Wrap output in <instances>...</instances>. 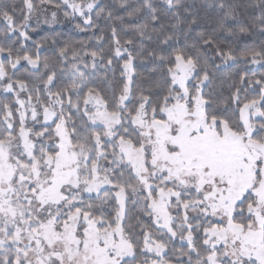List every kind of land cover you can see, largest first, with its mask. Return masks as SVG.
<instances>
[{
    "label": "snow or ice",
    "instance_id": "obj_1",
    "mask_svg": "<svg viewBox=\"0 0 264 264\" xmlns=\"http://www.w3.org/2000/svg\"><path fill=\"white\" fill-rule=\"evenodd\" d=\"M161 4L176 29L185 0ZM54 7L88 27L94 11L105 14L101 0ZM217 7L226 28L245 5ZM253 7L251 26L264 32V0ZM36 11L33 0H0V264H264V71L240 74L227 97L205 93L213 65L203 50L214 39L201 33L200 47L170 51L175 37L154 0L128 13L143 23L124 25L139 50L113 27L114 49L85 53L91 63L65 47L50 65L29 35ZM145 55L159 78L136 87L134 61ZM215 55L264 69V46L237 56L215 45ZM105 56L108 67L124 61L110 95L89 87ZM130 203L155 231L129 223Z\"/></svg>",
    "mask_w": 264,
    "mask_h": 264
},
{
    "label": "trees",
    "instance_id": "obj_2",
    "mask_svg": "<svg viewBox=\"0 0 264 264\" xmlns=\"http://www.w3.org/2000/svg\"><path fill=\"white\" fill-rule=\"evenodd\" d=\"M77 3L80 0H76ZM143 0H101V3L105 5V14L100 18L95 17V11L93 12V20L96 27H88L83 24L82 18H75L71 24L61 26L57 28L38 27L34 24L29 25V35L32 37V41L40 43L43 47L39 51L41 61L47 59L50 65L59 66V53L62 48L68 47L74 49L80 53L81 56L91 63V58L85 56V53L91 51H99L101 48L107 52L109 49H114L115 44L111 35L113 27L117 29L118 37L123 43L125 40L134 39V48L139 50V40L134 36L130 30H125L124 25H136L143 23L142 19H135L128 16V13L138 7ZM157 6H161V10L164 12V23L168 27L169 33L174 35V39L171 41L172 48L170 51L182 48L186 51H191L192 45L200 47L203 41L200 39V34L203 33L205 38L212 36L215 41V45H218L224 52L232 51L233 54L240 56L243 52L255 48L260 50L264 46V32L257 27L251 26V18L259 15V9L253 7L259 0H230V2H239L245 5V7L239 10L237 20H229L226 28L220 26L223 13L217 7L221 2L226 0H185V5L188 7V12L184 9H180L181 21L176 29H172L170 26L177 24L176 17L173 15L175 10H169L166 6H162L161 0H154ZM33 3L38 6V10L44 5L57 9L54 7L56 3H62V0H33ZM18 6H22V0H17ZM126 5L127 7H121ZM113 13V18L107 17V12ZM115 17H123L124 24L122 25L120 20ZM195 20V24L191 22ZM77 25H80L78 28ZM191 25V27H190ZM247 27L249 30L245 33L239 31L240 27ZM103 37V41H98V37ZM32 41L27 42L28 50L33 54L36 52L35 46ZM2 42V39H0ZM215 45L213 48L204 49L209 59V64L213 65L210 68L211 83H207L204 87L205 93H210L213 96L227 97L229 95V85L234 79H237L240 74L247 71L248 75L252 77L253 72L256 73L258 78L259 73L264 71L259 65L245 64L242 61L233 63H222V61L215 55ZM149 50L156 47L155 43L146 44ZM131 50V49H130ZM135 55V51L133 52ZM69 58H71V51H69ZM108 57L105 56L104 61L98 62L97 69L90 75L89 80L91 83L89 87H94L101 91L105 95H110L112 90L121 86V71L124 63L123 59L113 60L111 67L106 66ZM219 65V67H215ZM156 67L155 62L148 59L145 55L143 58H137L134 61V68L136 73L135 85L136 87L148 88L151 82H154L159 78V72L154 71ZM43 71V69H41ZM26 72L21 68L18 76L24 77ZM87 91V89H85ZM142 206H133L131 203L128 205V215L132 217L129 223L137 224V218L140 223L149 225L152 227V222L148 216L141 211ZM155 231V228L152 227ZM139 231V229H137ZM167 239V236L164 237ZM176 248L181 247V242L177 239L174 243ZM151 259H155V256L148 254ZM172 255L168 253V258Z\"/></svg>",
    "mask_w": 264,
    "mask_h": 264
},
{
    "label": "rangeland",
    "instance_id": "obj_3",
    "mask_svg": "<svg viewBox=\"0 0 264 264\" xmlns=\"http://www.w3.org/2000/svg\"><path fill=\"white\" fill-rule=\"evenodd\" d=\"M68 12H71V9H66ZM55 11L57 13L55 19H53L51 13ZM65 9H54L51 7H48L47 5H44L40 8V10L33 13L30 21V24H34L38 27H49V28H57L61 26H66L68 24H71L72 21L79 17L77 14L76 16H65L64 15ZM151 256H154L150 254Z\"/></svg>",
    "mask_w": 264,
    "mask_h": 264
}]
</instances>
